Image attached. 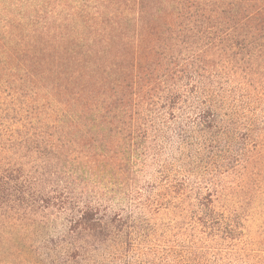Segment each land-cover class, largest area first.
Here are the masks:
<instances>
[{"label": "trees", "instance_id": "1", "mask_svg": "<svg viewBox=\"0 0 264 264\" xmlns=\"http://www.w3.org/2000/svg\"><path fill=\"white\" fill-rule=\"evenodd\" d=\"M257 211L264 0H0V264H258Z\"/></svg>", "mask_w": 264, "mask_h": 264}, {"label": "rangeland", "instance_id": "2", "mask_svg": "<svg viewBox=\"0 0 264 264\" xmlns=\"http://www.w3.org/2000/svg\"><path fill=\"white\" fill-rule=\"evenodd\" d=\"M254 222L251 221L250 223V235L252 236V240H254V243L257 245L258 253L256 254L258 264H264V212H258L255 213L252 217ZM258 225H261V227H257ZM146 243L148 245H159L158 242L153 240L151 241L150 238L147 239ZM215 260V261H214ZM158 262H156L157 264ZM203 264H232L229 259H210L208 262H203Z\"/></svg>", "mask_w": 264, "mask_h": 264}]
</instances>
